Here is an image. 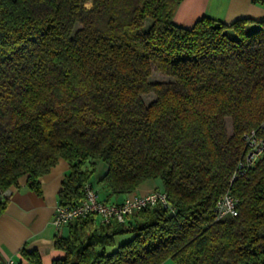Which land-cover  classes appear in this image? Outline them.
<instances>
[{
	"label": "trees",
	"instance_id": "1",
	"mask_svg": "<svg viewBox=\"0 0 264 264\" xmlns=\"http://www.w3.org/2000/svg\"><path fill=\"white\" fill-rule=\"evenodd\" d=\"M180 1L0 0V189L26 174L40 193L39 177L63 158L59 205L83 199L86 183L118 204L107 195L156 178L170 204L66 223L52 264H264V154L231 180L244 134L264 122V19L184 27L173 21ZM154 67L171 79L149 81ZM93 159L106 165L105 195ZM227 190L237 213L215 219Z\"/></svg>",
	"mask_w": 264,
	"mask_h": 264
},
{
	"label": "crops",
	"instance_id": "2",
	"mask_svg": "<svg viewBox=\"0 0 264 264\" xmlns=\"http://www.w3.org/2000/svg\"><path fill=\"white\" fill-rule=\"evenodd\" d=\"M208 16L230 23L239 18L264 19V2L257 0H181L173 14V21L184 27ZM253 26L248 25L247 29ZM95 171L92 179L102 195L108 193L98 179L106 170V165L93 159ZM68 172V163L59 158L48 172L39 177L41 191L35 192L27 184V175L18 178V184L10 187V193L4 206L0 208V256H11L23 264H34L22 250L34 251L40 257V264H52L55 257L62 253L53 246V239L59 231L65 233L66 227L56 228L51 222L58 203V190L64 175ZM96 182V183H95ZM159 179H146L139 184L135 193L146 194L161 189ZM108 196L109 201L123 200L125 195ZM133 233L116 235L111 246L98 248L107 253L130 240ZM160 264H177L167 258Z\"/></svg>",
	"mask_w": 264,
	"mask_h": 264
},
{
	"label": "built area",
	"instance_id": "3",
	"mask_svg": "<svg viewBox=\"0 0 264 264\" xmlns=\"http://www.w3.org/2000/svg\"><path fill=\"white\" fill-rule=\"evenodd\" d=\"M264 2V0H257ZM245 152L239 160L231 180L237 175H243L246 170L253 166L256 161L264 154V122L259 127L253 128L244 134ZM10 187L0 189V205L9 196ZM84 197L74 205H57L51 222L56 228H61L66 223L74 221L78 217L95 213L103 222H109L116 219L124 222L129 219L132 213L144 206L160 203L163 206L170 207L167 200V194L164 190L155 189L146 194H130L126 196L121 203L106 202L99 198L98 192L88 183L84 185ZM237 197L229 190L225 191L215 201L213 217L222 218L225 215H235L237 213ZM0 264H23L11 256H0Z\"/></svg>",
	"mask_w": 264,
	"mask_h": 264
},
{
	"label": "rangeland",
	"instance_id": "4",
	"mask_svg": "<svg viewBox=\"0 0 264 264\" xmlns=\"http://www.w3.org/2000/svg\"><path fill=\"white\" fill-rule=\"evenodd\" d=\"M86 6H89V3H87ZM169 79H171L169 76H167L161 70H159L155 67L153 68L152 73L149 76V81H163V80H169ZM142 98H143V101L145 102V104H148L154 98V94L152 92H149V93L143 94ZM227 126H228V129L230 130L229 120H227ZM160 186L162 188V183H160ZM136 194H139V193H136Z\"/></svg>",
	"mask_w": 264,
	"mask_h": 264
}]
</instances>
